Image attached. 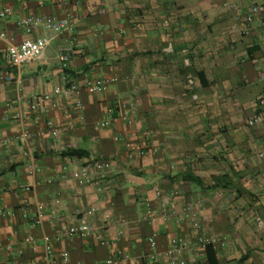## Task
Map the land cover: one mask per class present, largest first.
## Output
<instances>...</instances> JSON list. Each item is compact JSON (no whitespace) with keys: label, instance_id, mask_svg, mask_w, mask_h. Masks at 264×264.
<instances>
[{"label":"crops","instance_id":"0c3cea01","mask_svg":"<svg viewBox=\"0 0 264 264\" xmlns=\"http://www.w3.org/2000/svg\"><path fill=\"white\" fill-rule=\"evenodd\" d=\"M255 4L264 0H0V8L14 10L0 19V33L10 39H0V264H48L47 258L60 264L65 252L69 264L110 258L113 264H168L176 239L200 235L227 239L223 248L212 247L213 264H264V112L262 122L247 125L264 90L262 31L259 21H244ZM27 16L70 17L74 31L54 35L41 26L26 33L17 22ZM42 37L51 38L49 46L19 75L6 57L9 43ZM170 45L173 52H165ZM63 55L70 57L69 74ZM189 71L198 78L194 89ZM112 77L117 83L104 93L83 87L79 94L56 93L70 79L83 84ZM42 95L50 101L32 111ZM125 109L132 110V126L96 127L108 112ZM144 131L158 153L128 159L114 138L141 139ZM68 149L89 156L63 157ZM98 162L109 166L100 170ZM146 199L155 220L144 218ZM37 201L45 205L42 227L33 222ZM188 206L197 210L201 229L184 213ZM164 210L179 216L164 220ZM80 223L92 225V235L56 239L59 230ZM29 235L36 245L25 242ZM44 235L52 239L48 257ZM151 237L156 262L149 261ZM206 258L210 264L197 248L183 251L178 262L204 264Z\"/></svg>","mask_w":264,"mask_h":264},{"label":"built area","instance_id":"2783aa9c","mask_svg":"<svg viewBox=\"0 0 264 264\" xmlns=\"http://www.w3.org/2000/svg\"><path fill=\"white\" fill-rule=\"evenodd\" d=\"M242 0H235V2H241ZM59 3H63V0H58ZM231 9L234 12H237L239 10L236 3L231 5ZM14 10L13 8L9 6H2L0 8V19H5L8 16L13 15ZM101 14L106 13V9L100 10ZM259 19V20H258ZM244 21L247 26H251L256 21H259V26L262 31V36L264 38V4H255L252 5L247 13L245 14ZM18 28L24 30L26 33H31L34 30H36L38 27L43 26L46 30L52 32L54 35H59L62 33L72 34L74 31V26L72 23V19L70 17H64L62 19H56L52 16H27L24 18H21L17 22ZM118 33L123 35L125 34V29L122 27H119ZM100 31H95L93 33V36L99 37L101 36ZM0 39L8 42L10 39L6 35V33H0ZM51 41L50 37H42L37 38L35 40H25L19 44L15 43H9L7 51H6V57L8 59L9 64L17 70V72L21 73V69L24 65L34 61L35 59L41 57V55L45 52L46 48L49 46ZM173 46L170 45L165 49V52L171 53L173 52ZM182 53L184 55V65L186 68L190 69L192 67L191 63V57L190 52L188 48H185L182 50ZM69 59L70 57L68 55H63L62 57V64L65 69H68L69 66ZM20 78V77H19ZM197 75L193 73L192 71H189L186 75V81L188 86L191 89H194L196 87L197 83ZM117 78L112 77L109 79H102V78H86L83 81V84H80L79 81L76 79H70L67 81V87L64 89H56V93H64L65 91H72L76 94H79L80 89L85 88L90 94L95 93H104L106 92L111 85L117 83ZM49 95H42L37 96L33 99V102L31 104V109L34 112L39 111L44 103L47 101H50ZM258 109L253 114V116L247 121V125L252 127L257 123H260L263 121V112H264V90L261 95V97L258 100ZM53 108L58 107L56 103H53ZM77 106L80 107L81 103L78 102ZM17 119L19 122L23 125L25 123V115L20 110L17 114ZM125 123L128 126H132L134 124V117L132 116V110L131 109H125L122 113L115 114L113 112H108L107 115L102 119L96 122V127L105 129L108 127H111L115 123ZM48 127L52 130L53 134L54 130L52 129V126L50 123H48ZM138 134V133H137ZM134 139H131L130 136H116L114 138V141L119 144H123L127 151V158L133 159L134 157H144L148 154H157L158 149L154 146L152 143V134L149 131H144L143 137L140 139L138 138V135H135L133 137ZM98 169L104 170L107 169L109 166V162H98L95 165ZM35 168V167H34ZM29 187V186H26ZM157 197L162 196V193L160 191H157ZM57 203H60L59 200H57ZM29 204L27 201L25 202V209H24V215L27 217V212ZM144 218L147 221H152L156 219V212L154 207L152 206L151 202L146 199L144 201ZM45 205L41 201H37L35 203V215H34V225L36 227H42L44 224L45 219V213H44ZM185 214L190 216V219L192 223L196 226L197 229H201V225L197 222L198 220V213L197 210H195L194 207L188 206L185 211ZM160 216L164 220H168L174 217H178L179 214L175 210L170 211H162L160 213ZM260 224L262 225V220L258 218ZM95 228L88 224V223H80L78 225L70 226L64 229L63 231H58L56 239L59 240L62 237H66L68 239H72L75 237L79 238H86L92 235ZM226 238L225 237H205L200 235L196 241H191L188 239L178 238L174 241L173 246L166 252V256L168 258V264H179L178 262V256L183 251L188 252H195L198 248L206 257V249L208 247H220L223 248L226 244ZM25 242L29 245H36L37 239L36 237L29 235L25 238ZM51 242L52 239L49 236L43 237V243L46 250L47 257L51 252ZM149 245L152 248V253L149 256V261H157L158 260V254L156 253L157 243L155 238L151 237L148 240ZM11 250V248H9ZM48 264H58L56 261L51 262L49 258H47ZM70 262V256L67 252L61 254V261L60 264H69ZM114 260L112 258L108 259L106 261V264H113ZM204 264L207 263V258L205 259Z\"/></svg>","mask_w":264,"mask_h":264},{"label":"trees","instance_id":"16d2710c","mask_svg":"<svg viewBox=\"0 0 264 264\" xmlns=\"http://www.w3.org/2000/svg\"><path fill=\"white\" fill-rule=\"evenodd\" d=\"M65 72H66V74L70 73V71L68 69H66ZM199 77L201 80H203L202 75L199 74ZM88 154L89 153L87 151L81 150V149H68V150L61 153V155L63 157L78 158V159L85 158V157L89 156ZM138 176L141 177L142 174L140 173V175L138 174ZM189 181L191 183H195V182H197V179L195 177L190 176ZM206 254L208 255V260H209L210 264H213L215 259H216V256H215V252L211 246L206 249Z\"/></svg>","mask_w":264,"mask_h":264}]
</instances>
